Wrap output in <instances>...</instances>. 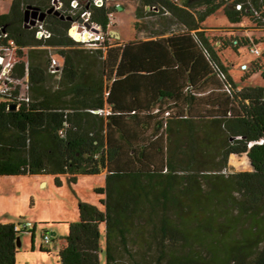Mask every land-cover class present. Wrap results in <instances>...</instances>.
Listing matches in <instances>:
<instances>
[{
    "label": "trees",
    "instance_id": "1",
    "mask_svg": "<svg viewBox=\"0 0 264 264\" xmlns=\"http://www.w3.org/2000/svg\"><path fill=\"white\" fill-rule=\"evenodd\" d=\"M60 1L45 38L25 16L50 0H11L0 14V46L15 42L13 74L30 85L29 99L0 98V176L60 185L106 170L101 206L79 204L58 264H101L102 226L106 264H264V48L239 81L224 58L264 43V0H136V28L157 38L114 43L127 0ZM219 8L232 25L212 35L204 22ZM84 11L104 32L97 47L69 34ZM152 14H166L155 29ZM255 73L263 84L246 85ZM232 154L252 169L229 171ZM21 222H0V264H16Z\"/></svg>",
    "mask_w": 264,
    "mask_h": 264
},
{
    "label": "rangeland",
    "instance_id": "2",
    "mask_svg": "<svg viewBox=\"0 0 264 264\" xmlns=\"http://www.w3.org/2000/svg\"><path fill=\"white\" fill-rule=\"evenodd\" d=\"M136 5V0H127L124 8L114 13L116 27L124 38H133L138 35L134 24ZM10 6L11 0H0V14L8 13ZM165 16L166 14H152L144 21H149V24L153 25L152 29H155L161 26ZM204 24L212 35L218 34L223 27L232 25L222 8L207 16ZM111 29L117 30L115 27ZM145 32L148 34V29ZM250 32L253 33V31ZM260 35L257 33V36ZM258 48L262 50L264 43H261ZM48 51L49 62L52 57L58 58L55 49ZM240 51L241 53H237L229 48L224 53V58L231 63L230 72L236 81L240 80L244 72L241 66L249 65L258 57L255 52L246 51L245 48L241 47ZM245 67L249 69V66ZM262 82L263 78L255 73L249 84ZM251 169L252 166L246 154L230 156L229 171ZM43 179H46V183L42 182ZM59 179L60 185L56 184L55 177L51 174L0 176V220L15 223L22 221L28 224L21 234L22 244L18 246L16 264H57L59 251L66 244L70 222L78 220L79 204L87 202L101 206L100 199L105 195L96 192V189L105 187V171L80 175L76 182H70L66 174L59 175ZM34 225L36 228L33 236ZM53 231L56 233L53 234ZM46 233L51 237L48 243L43 238ZM101 243L100 261L101 264H106L104 226H102ZM42 249L50 251H42Z\"/></svg>",
    "mask_w": 264,
    "mask_h": 264
},
{
    "label": "built area",
    "instance_id": "3",
    "mask_svg": "<svg viewBox=\"0 0 264 264\" xmlns=\"http://www.w3.org/2000/svg\"><path fill=\"white\" fill-rule=\"evenodd\" d=\"M97 4H102L103 0H96ZM79 1L78 0H72V6L74 8L78 7ZM50 6L55 9H60L62 6V2L60 0H50ZM241 6L240 4L238 5ZM81 17H84L86 21H89L92 23L93 27L92 29H88L86 27H83L82 24L78 23V19L73 21V24L75 23V27H83L82 32V38L79 41L86 42L89 47H97L99 44H101L105 38L104 32L102 31V28L100 25L96 24L95 22H92L90 20V12L84 11L81 15ZM37 29V36L39 38H45L49 37L51 35V32L45 27L44 21L36 20V23L34 24ZM87 33V34H86ZM69 34L74 37L73 33ZM6 33H0V39L3 37H6ZM75 38V37H74ZM18 46L15 44L13 40L9 41V44L6 46H0V98L6 95H12L15 94V97L17 99H29L28 93L30 89V85L28 81L18 79L13 74V68L16 62V51ZM52 49V48H50ZM252 52H255L256 54H260L261 50L258 47H252ZM49 67L52 71H58L60 69V62L58 58L52 57L49 62ZM245 66V65H244ZM28 226L27 223L21 222L17 223L15 225L16 230L26 229ZM44 241L48 243L51 239L50 235L46 233L44 236Z\"/></svg>",
    "mask_w": 264,
    "mask_h": 264
},
{
    "label": "water",
    "instance_id": "4",
    "mask_svg": "<svg viewBox=\"0 0 264 264\" xmlns=\"http://www.w3.org/2000/svg\"><path fill=\"white\" fill-rule=\"evenodd\" d=\"M51 12H54L56 14H60V11L59 10H54V8H50L47 11L40 12L39 10L35 9L34 7L28 6L27 7V10H26L25 21L29 25H34L36 23V20L42 21L45 18L46 14L47 13H51ZM62 17H65V16L62 15ZM67 18L68 19H71L70 16H67ZM77 22L80 23V24H82L83 27H86L88 29L94 28L93 25H92V23L89 22V21H86L84 19V17L78 18V21ZM83 27L76 28L75 27V23H74V24L71 25V27L69 29V32L72 33V29H74L76 31L75 33H73L75 39L76 40H80L82 38V36H83L82 35ZM113 33L116 34L117 36H119L118 35V32L116 30H114ZM10 108L15 109L16 108V105L15 104H12L10 106ZM21 244H22V242H21V236H18V238H17V245L20 246Z\"/></svg>",
    "mask_w": 264,
    "mask_h": 264
},
{
    "label": "crops",
    "instance_id": "5",
    "mask_svg": "<svg viewBox=\"0 0 264 264\" xmlns=\"http://www.w3.org/2000/svg\"><path fill=\"white\" fill-rule=\"evenodd\" d=\"M124 8V6H122V5H119V7H118V9H123ZM114 19V23L116 24V21H115V18H113ZM137 21V18H136V20H135V22ZM135 24V23H134ZM136 27V26H135ZM146 27V28H145ZM145 27H141V28H136L137 29V31H138V35H136V36H134L133 38H135V37H138V39H143V40H146V39H156L157 38V36H154V37H151V36H149L148 34H146V30L148 29V27L147 26H145ZM117 30V32H118V35L119 36H117L116 34H114L113 33V29H111L110 30V33H111V36H113V38L111 39V41H112V43H114V42H125V41H129V40H131V39H133V38H124L123 37V35L120 33V31L118 30V28L117 27H115ZM149 32V31H148ZM169 34L168 33H165V34H161V35H159V37H166V36H168ZM105 55H106V52H105ZM58 60H59V62H60V64H62V61H63V59H62V57L58 54ZM60 77V74H57L56 75V78H59ZM250 82V81H249ZM249 82H246V85L248 84V85H257V84H249ZM261 84H263V82L261 83ZM261 84H258V85H261ZM242 85V84H241ZM103 171H105L106 172V170H103ZM41 174H45V173H41ZM88 175V174H87ZM7 176V175H6ZM67 176V175H66ZM42 182L43 183H46V179H43L42 180ZM0 222H7L6 220H0ZM53 234H55L56 232L55 231H53L52 232ZM21 242H22V240H21ZM50 250H48L47 252H49ZM59 255V254H58ZM58 264V263H57Z\"/></svg>",
    "mask_w": 264,
    "mask_h": 264
},
{
    "label": "bare ground",
    "instance_id": "6",
    "mask_svg": "<svg viewBox=\"0 0 264 264\" xmlns=\"http://www.w3.org/2000/svg\"><path fill=\"white\" fill-rule=\"evenodd\" d=\"M76 31L74 29H72V33H75Z\"/></svg>",
    "mask_w": 264,
    "mask_h": 264
}]
</instances>
